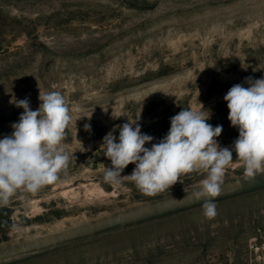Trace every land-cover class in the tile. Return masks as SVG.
Here are the masks:
<instances>
[{
    "label": "rangeland",
    "instance_id": "rangeland-1",
    "mask_svg": "<svg viewBox=\"0 0 264 264\" xmlns=\"http://www.w3.org/2000/svg\"><path fill=\"white\" fill-rule=\"evenodd\" d=\"M246 77H264V0H0V139L24 111L13 101L37 110L40 91L72 117L67 170L0 203L13 209L0 264H264V174L246 180L235 153L213 219L193 196L203 175L154 196L104 181L103 138L138 118L157 143L202 104L231 148L223 97Z\"/></svg>",
    "mask_w": 264,
    "mask_h": 264
},
{
    "label": "clouds",
    "instance_id": "clouds-1",
    "mask_svg": "<svg viewBox=\"0 0 264 264\" xmlns=\"http://www.w3.org/2000/svg\"><path fill=\"white\" fill-rule=\"evenodd\" d=\"M243 84H234L224 95L229 109L228 120L238 128V138L231 148L217 142L223 131L207 121L203 105L200 109L183 108L170 118L168 133L157 143L151 135L141 132V126L126 122L119 127V137L109 132L101 147L111 161L105 167L104 181L119 185L123 180L148 196L162 193L183 177L203 175L195 199H204L203 215L217 216L214 198L221 193L227 170L233 163V153L247 179L264 174V77H246ZM40 105L32 110L28 98L14 100L23 108L19 121L11 125L13 131L0 139V203L9 202L18 189L36 193L44 186L55 183L66 171L70 156L62 142L71 122L70 109L65 97L58 91L42 93ZM135 125V126H133ZM90 131V125L85 124ZM151 147H145L150 144ZM134 164L130 175L124 169Z\"/></svg>",
    "mask_w": 264,
    "mask_h": 264
},
{
    "label": "trees",
    "instance_id": "trees-1",
    "mask_svg": "<svg viewBox=\"0 0 264 264\" xmlns=\"http://www.w3.org/2000/svg\"><path fill=\"white\" fill-rule=\"evenodd\" d=\"M13 209L10 207H0V230L8 233L13 228Z\"/></svg>",
    "mask_w": 264,
    "mask_h": 264
}]
</instances>
